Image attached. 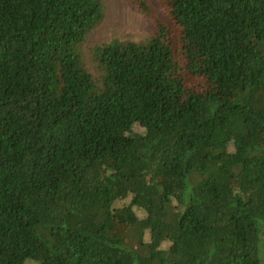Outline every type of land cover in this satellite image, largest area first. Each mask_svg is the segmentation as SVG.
<instances>
[{"label": "trees", "instance_id": "16d2710c", "mask_svg": "<svg viewBox=\"0 0 264 264\" xmlns=\"http://www.w3.org/2000/svg\"><path fill=\"white\" fill-rule=\"evenodd\" d=\"M106 1L0 0V264H264V0Z\"/></svg>", "mask_w": 264, "mask_h": 264}, {"label": "rangeland", "instance_id": "374dc122", "mask_svg": "<svg viewBox=\"0 0 264 264\" xmlns=\"http://www.w3.org/2000/svg\"><path fill=\"white\" fill-rule=\"evenodd\" d=\"M152 33V27L145 15L135 10L127 0H107L102 23L92 32L88 45L101 44L113 36H139L146 38ZM224 191L229 188L221 184ZM52 221V217L49 218ZM219 247L224 242L217 241Z\"/></svg>", "mask_w": 264, "mask_h": 264}]
</instances>
